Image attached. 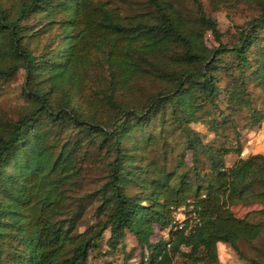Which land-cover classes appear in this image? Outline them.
<instances>
[{"label":"trees","instance_id":"16d2710c","mask_svg":"<svg viewBox=\"0 0 264 264\" xmlns=\"http://www.w3.org/2000/svg\"><path fill=\"white\" fill-rule=\"evenodd\" d=\"M144 1L152 12L124 15L103 0H0V83L24 74L17 116L0 108V264H89L105 232L110 252L132 235L137 264H219V243L245 258L239 245L264 236V153L224 162L241 154L237 119H264V0H235L258 15L232 45L199 0L193 13ZM229 132L232 151L218 143ZM92 164L101 183L73 198ZM235 203L260 208L238 218ZM155 227L165 240L150 241Z\"/></svg>","mask_w":264,"mask_h":264},{"label":"rangeland","instance_id":"374dc122","mask_svg":"<svg viewBox=\"0 0 264 264\" xmlns=\"http://www.w3.org/2000/svg\"><path fill=\"white\" fill-rule=\"evenodd\" d=\"M109 2L113 7L124 15H138L147 14L152 12V9L147 7L144 0H103ZM203 8V11L207 16L213 18L217 24V28L220 33V41L222 44L232 45L238 41V32L240 28L246 26L254 17H257L258 12L248 6L242 1L235 2V0H229L226 3L219 5L214 4L211 0H199ZM176 4L182 6L185 10L194 12V6L192 0H173ZM205 44L209 47L217 46L218 43L214 40L210 33H206L204 36ZM172 59H175V55H172ZM24 74L19 71L14 79L8 83H0V108L15 118L18 114V106L22 103L20 97V86L23 82ZM263 93L255 89L254 97L257 108L264 109V102L262 101ZM238 128H240L239 142L241 145L240 156L235 153L228 152L224 158L225 165L231 166L239 157L246 158L253 154L264 153V119L258 126L251 127L248 124L246 117L240 116L237 119ZM195 131L202 136L204 142L211 141L214 136L207 128L208 126L203 123L192 125ZM228 134V133H227ZM228 137H220L218 143L223 142V146L226 148H235L234 135L230 132ZM174 147L173 156L178 154H184L185 161L190 166V154L181 149L176 142L171 143ZM230 149V150H231ZM232 151V150H231ZM154 156H159V153L155 151ZM81 174L82 187L78 191L70 193L73 198L81 195L85 192H90L96 188L102 180L103 171L100 165L92 164L91 166H85ZM94 203H91L88 207L87 213L81 217L77 224V232H83L94 221L93 219V207ZM260 207L258 205H242L235 203L230 206L233 214L238 218L251 217L255 211ZM186 211L181 208L175 215L176 223L181 224L185 219ZM168 234V229L161 231L159 228H154V233L150 238L152 243H157L160 240H165ZM108 232L103 234L102 239L98 243V247L90 251L89 264H137L141 254L146 255L147 251H143L134 240L133 236L126 233L124 242L115 252L108 251L106 246V238ZM239 249L245 258H241L233 251L228 245L219 243L217 245L218 263L219 264H251L249 259H254L264 264V236L255 241L252 246L245 243L239 245ZM172 264H188L179 258H175Z\"/></svg>","mask_w":264,"mask_h":264},{"label":"built area","instance_id":"2783aa9c","mask_svg":"<svg viewBox=\"0 0 264 264\" xmlns=\"http://www.w3.org/2000/svg\"><path fill=\"white\" fill-rule=\"evenodd\" d=\"M178 226L181 227V226H182V223H181V224H178ZM166 238H167V237H166Z\"/></svg>","mask_w":264,"mask_h":264}]
</instances>
